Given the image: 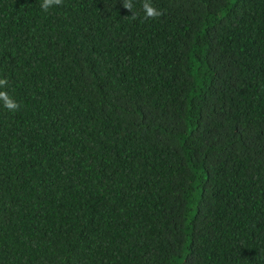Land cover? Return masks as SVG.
Listing matches in <instances>:
<instances>
[{"label":"trees","instance_id":"trees-1","mask_svg":"<svg viewBox=\"0 0 264 264\" xmlns=\"http://www.w3.org/2000/svg\"><path fill=\"white\" fill-rule=\"evenodd\" d=\"M0 0V264H264V0Z\"/></svg>","mask_w":264,"mask_h":264},{"label":"clouds","instance_id":"clouds-1","mask_svg":"<svg viewBox=\"0 0 264 264\" xmlns=\"http://www.w3.org/2000/svg\"><path fill=\"white\" fill-rule=\"evenodd\" d=\"M64 0H41L40 7L44 13H47L51 8L63 6ZM123 7L126 10H129L132 15L130 19H137L138 12L135 11V0H123ZM140 10L143 11V21L155 20L163 15V12L157 9L153 4L152 0H140ZM8 81L7 79H0V88H7ZM0 101L3 103V107L10 112L19 111L21 105L12 98L7 90L0 91Z\"/></svg>","mask_w":264,"mask_h":264}]
</instances>
